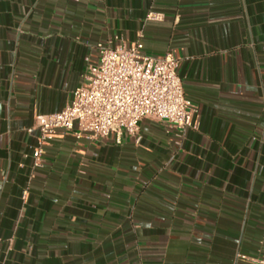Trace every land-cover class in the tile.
Here are the masks:
<instances>
[{
  "label": "crops",
  "instance_id": "obj_1",
  "mask_svg": "<svg viewBox=\"0 0 264 264\" xmlns=\"http://www.w3.org/2000/svg\"><path fill=\"white\" fill-rule=\"evenodd\" d=\"M113 36L178 60L194 128L59 130L33 168L36 116ZM237 254L264 256V0H0V264H248Z\"/></svg>",
  "mask_w": 264,
  "mask_h": 264
},
{
  "label": "built area",
  "instance_id": "obj_2",
  "mask_svg": "<svg viewBox=\"0 0 264 264\" xmlns=\"http://www.w3.org/2000/svg\"><path fill=\"white\" fill-rule=\"evenodd\" d=\"M160 20V14H149ZM97 61L88 64L82 83L68 104L58 112L35 118L37 137L31 148L32 167L43 166L46 145L57 131L76 139L98 140L114 134L140 139L139 123L151 119L182 137L194 128L196 106L184 95L176 69L178 60L167 53L160 58L142 52V45H128L119 36L97 43ZM236 262L264 264V256L237 254Z\"/></svg>",
  "mask_w": 264,
  "mask_h": 264
}]
</instances>
